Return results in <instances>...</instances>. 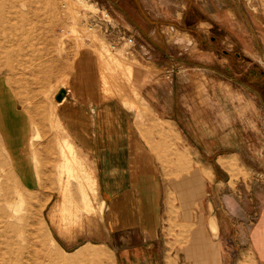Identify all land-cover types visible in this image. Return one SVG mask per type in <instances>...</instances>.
<instances>
[{"label":"crops","instance_id":"obj_1","mask_svg":"<svg viewBox=\"0 0 264 264\" xmlns=\"http://www.w3.org/2000/svg\"><path fill=\"white\" fill-rule=\"evenodd\" d=\"M105 1L103 44L78 53L57 102L66 135L92 166L90 186L78 183L80 205L102 204L103 233L87 244L109 264H264V203L234 205L223 192L229 179H218H231L227 166L240 152L232 147L244 143L232 99L248 94L264 110L263 13L217 11L216 0L206 8L197 0ZM2 85L1 156L15 184L42 191L34 158L22 153L27 114ZM135 110L148 112L146 127Z\"/></svg>","mask_w":264,"mask_h":264},{"label":"rangeland","instance_id":"obj_2","mask_svg":"<svg viewBox=\"0 0 264 264\" xmlns=\"http://www.w3.org/2000/svg\"><path fill=\"white\" fill-rule=\"evenodd\" d=\"M211 1L197 0L205 8ZM100 4L108 6L105 0H0V99L8 96L2 85L6 83L27 114L22 153L34 158L30 165L42 188L31 192L15 184L10 164L0 153V264H109L99 247L87 244H95V236L103 233L102 224L97 226L87 215V205L79 201L78 183L90 186L92 166L66 135L55 100L68 86L78 53L82 49L97 53L95 49L103 44V24H109L103 20L109 19H102L106 12ZM224 5L237 12L252 8L264 15V0H216L217 11ZM237 94L233 110L242 123L235 122L233 128L244 143L232 147L240 152L234 156L238 161L229 164L230 169L227 166L231 179L230 175L218 179H229L228 184L223 181V192L232 193L227 197L234 205L259 206L264 203V110L250 95ZM135 112L132 117L146 127L148 112ZM165 131L166 140L175 143V135ZM64 186L69 194L63 192ZM75 205L74 212L64 210Z\"/></svg>","mask_w":264,"mask_h":264},{"label":"bare ground","instance_id":"obj_3","mask_svg":"<svg viewBox=\"0 0 264 264\" xmlns=\"http://www.w3.org/2000/svg\"><path fill=\"white\" fill-rule=\"evenodd\" d=\"M6 8V7H5ZM12 46V45H11ZM31 61V60H30ZM111 61V60H110ZM101 69H106L105 68V65H104V68L102 67ZM107 74V73H106ZM102 75H104V74H102ZM106 77H105V75L103 76V80H102V92H103V94H106L107 95V93L110 91V88H109V84H108V82H107V80L105 79ZM102 79V78H101ZM108 79V78H107ZM119 80V79H118ZM111 83V82H110ZM115 84V83H114ZM111 86V85H110ZM101 92V93H102ZM101 98H102V96H101ZM1 107V106H0ZM66 148V147H65ZM68 148V147H67ZM67 151V150H66ZM70 159V158H69ZM65 161H67L66 162V166H69V164L71 163V161H69L68 160V156H66V160ZM68 170H69V167H68ZM67 170V171H68ZM68 173V172H67ZM95 177V176H94ZM97 184V183H96ZM96 189H97V185H96ZM98 190V189H97ZM96 191V190H95ZM92 195V194H91ZM97 195H98V193H97ZM99 196V195H98ZM88 197V196H87ZM61 202V201H60ZM62 203V202H61ZM61 203H59V205L61 204ZM58 204V203H57ZM86 207H88L87 208V215H89V216H91V218L94 220V222H95V224L98 226L101 222H102V219H101V215H102V204H101V202L98 200V201H95V202H91V201H89V203H88V206H86ZM63 210V209H62ZM68 210V209H67ZM50 218V217H49ZM91 221V220H90ZM90 221H89V224H90ZM91 223H92V221H91ZM101 225V224H100ZM100 225H99V227H100ZM61 226V225H60ZM90 226V225H89ZM94 226V225H93ZM62 227V226H61ZM98 227V228H99ZM60 228V227H59ZM92 228V227H91ZM92 230V229H91ZM101 230H102V227H101ZM100 230V231H101ZM103 231V230H102ZM63 232V231H62ZM61 232V233H62ZM65 232V231H64ZM60 234V233H59Z\"/></svg>","mask_w":264,"mask_h":264},{"label":"water","instance_id":"obj_4","mask_svg":"<svg viewBox=\"0 0 264 264\" xmlns=\"http://www.w3.org/2000/svg\"><path fill=\"white\" fill-rule=\"evenodd\" d=\"M63 95H64V90H61V91L59 92V94L55 97V100H56L57 102H60V101L63 99Z\"/></svg>","mask_w":264,"mask_h":264},{"label":"built area","instance_id":"obj_5","mask_svg":"<svg viewBox=\"0 0 264 264\" xmlns=\"http://www.w3.org/2000/svg\"><path fill=\"white\" fill-rule=\"evenodd\" d=\"M105 18H108L107 13L105 14V17L102 18V19H105ZM103 21L106 22V23H109V21H107V20H103ZM107 25H109V24H107ZM126 42H127L128 44H131V43H132V39L128 37V38H126Z\"/></svg>","mask_w":264,"mask_h":264}]
</instances>
